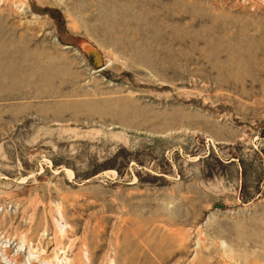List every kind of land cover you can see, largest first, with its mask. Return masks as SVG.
I'll list each match as a JSON object with an SVG mask.
<instances>
[{
	"label": "rangeland",
	"instance_id": "rangeland-1",
	"mask_svg": "<svg viewBox=\"0 0 264 264\" xmlns=\"http://www.w3.org/2000/svg\"><path fill=\"white\" fill-rule=\"evenodd\" d=\"M0 264H264V0H0Z\"/></svg>",
	"mask_w": 264,
	"mask_h": 264
},
{
	"label": "bare ground",
	"instance_id": "bare-ground-1",
	"mask_svg": "<svg viewBox=\"0 0 264 264\" xmlns=\"http://www.w3.org/2000/svg\"><path fill=\"white\" fill-rule=\"evenodd\" d=\"M85 50H87L93 56V58H96V60H97V54L95 52H93L92 50H90V48H88L86 45H85ZM97 62H98V60H97Z\"/></svg>",
	"mask_w": 264,
	"mask_h": 264
}]
</instances>
